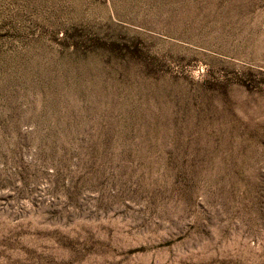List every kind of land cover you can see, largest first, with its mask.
I'll return each mask as SVG.
<instances>
[{
	"label": "rangeland",
	"instance_id": "obj_1",
	"mask_svg": "<svg viewBox=\"0 0 264 264\" xmlns=\"http://www.w3.org/2000/svg\"><path fill=\"white\" fill-rule=\"evenodd\" d=\"M0 264H264V0H0Z\"/></svg>",
	"mask_w": 264,
	"mask_h": 264
}]
</instances>
